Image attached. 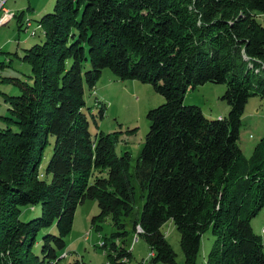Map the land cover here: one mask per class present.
I'll use <instances>...</instances> for the list:
<instances>
[{"label": "trees", "instance_id": "obj_1", "mask_svg": "<svg viewBox=\"0 0 264 264\" xmlns=\"http://www.w3.org/2000/svg\"><path fill=\"white\" fill-rule=\"evenodd\" d=\"M37 23L45 39L25 57L32 81L19 82L0 127V264H57L88 200L97 231L114 226L102 247L110 264L134 262L122 222L132 215L150 263L177 264L170 223L184 264H197L209 231L207 264H264L252 227L264 209V138L250 157L240 147L249 100L264 101V0H57ZM105 69L165 98L147 115L134 168L116 133L90 132L86 94ZM207 83L226 86L222 119L184 105Z\"/></svg>", "mask_w": 264, "mask_h": 264}, {"label": "rangeland", "instance_id": "obj_2", "mask_svg": "<svg viewBox=\"0 0 264 264\" xmlns=\"http://www.w3.org/2000/svg\"><path fill=\"white\" fill-rule=\"evenodd\" d=\"M57 0H0V127L4 118L10 117L13 100L21 94L19 82H31V67L25 60L27 51L42 44L45 34L42 26L36 25L46 14L54 12ZM32 24L31 30L27 28ZM36 23V24H35ZM36 34L31 36L32 29ZM226 92L225 85L207 83L189 91L184 97V105L197 106L209 119H219L229 114L230 107L222 100ZM87 107L90 112V132L116 133L118 142L116 152L122 155L129 152L133 168L137 164L144 147L150 123L149 111L165 103V98L157 94L150 84L134 80H121L109 69L102 72L95 89L86 94ZM264 138V101L252 97L243 116L240 134V147L250 157L255 147ZM53 153V144L46 149L42 168L45 171ZM139 214L141 209L138 210ZM100 212L96 200H88L79 205L74 218L73 228L66 238L67 248L57 264H107V252L102 249L106 237L115 230L111 219H107L97 231L92 220ZM137 214V215H139ZM132 215L125 222L132 243L134 262L138 264L147 260L151 254L148 244L140 237L135 243ZM252 227L260 235L264 244V209L252 221ZM167 239L177 253V264H184V255L180 247V236L173 225L164 226ZM215 237L211 231L202 240L201 252L197 264H207L208 254L213 247ZM121 243V242H119ZM149 264V263H148ZM150 264H153L152 262ZM164 264V263H157Z\"/></svg>", "mask_w": 264, "mask_h": 264}, {"label": "built area", "instance_id": "obj_3", "mask_svg": "<svg viewBox=\"0 0 264 264\" xmlns=\"http://www.w3.org/2000/svg\"><path fill=\"white\" fill-rule=\"evenodd\" d=\"M32 27H33L32 24L29 22L27 28H29V29L31 30ZM34 33L36 34V30H35V28L32 29L31 36L34 35ZM140 233H142V230H141V228H140V226H139V227L137 228V236H139ZM136 238H137V237H136ZM136 238H135V240H136ZM153 256H154V253L151 252L149 258H148L147 260H143L142 262H140V264H148V263H150V259H151ZM107 264H110V263L108 262Z\"/></svg>", "mask_w": 264, "mask_h": 264}, {"label": "bare ground", "instance_id": "obj_4", "mask_svg": "<svg viewBox=\"0 0 264 264\" xmlns=\"http://www.w3.org/2000/svg\"><path fill=\"white\" fill-rule=\"evenodd\" d=\"M138 241V237L136 238V240H135V243ZM124 261H126V260H124Z\"/></svg>", "mask_w": 264, "mask_h": 264}, {"label": "crops", "instance_id": "obj_5", "mask_svg": "<svg viewBox=\"0 0 264 264\" xmlns=\"http://www.w3.org/2000/svg\"><path fill=\"white\" fill-rule=\"evenodd\" d=\"M220 118H223V117H220ZM139 264V263H138Z\"/></svg>", "mask_w": 264, "mask_h": 264}]
</instances>
